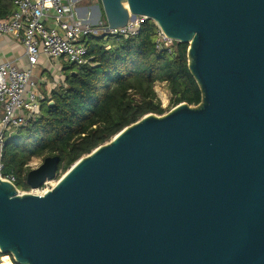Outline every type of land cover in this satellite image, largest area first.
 Masks as SVG:
<instances>
[{"label": "water", "instance_id": "obj_1", "mask_svg": "<svg viewBox=\"0 0 264 264\" xmlns=\"http://www.w3.org/2000/svg\"><path fill=\"white\" fill-rule=\"evenodd\" d=\"M100 1L111 29L143 15L187 43L202 101L143 116L43 194L0 179V253L17 264H264V0ZM59 164L47 156L28 184Z\"/></svg>", "mask_w": 264, "mask_h": 264}, {"label": "trees", "instance_id": "obj_2", "mask_svg": "<svg viewBox=\"0 0 264 264\" xmlns=\"http://www.w3.org/2000/svg\"><path fill=\"white\" fill-rule=\"evenodd\" d=\"M14 8L13 0H0V19ZM156 31L150 19L134 37L89 36L90 63L80 69L65 65V87L55 88L42 101L39 118L5 142L4 173L15 175L18 189H31L27 174L34 157L60 156L58 171L65 173L126 126L150 113H166L155 90L158 82L170 90L169 110L202 101L200 86L189 68V45L176 41L169 55L156 48Z\"/></svg>", "mask_w": 264, "mask_h": 264}, {"label": "built area", "instance_id": "obj_3", "mask_svg": "<svg viewBox=\"0 0 264 264\" xmlns=\"http://www.w3.org/2000/svg\"><path fill=\"white\" fill-rule=\"evenodd\" d=\"M13 4L12 13L0 19V35L13 36L22 43L30 66L21 69L11 61L0 62V179L16 185L15 175L4 173L3 149L9 136L40 116L41 93L33 80V67L40 57L65 59L80 69L91 61L89 36L134 37L150 19L143 15L131 16L124 27L111 29L106 19L93 23L80 18L74 0H13ZM156 25V48L172 55L176 41ZM18 190L20 193L34 191L33 188Z\"/></svg>", "mask_w": 264, "mask_h": 264}, {"label": "crops", "instance_id": "obj_4", "mask_svg": "<svg viewBox=\"0 0 264 264\" xmlns=\"http://www.w3.org/2000/svg\"><path fill=\"white\" fill-rule=\"evenodd\" d=\"M78 15L84 20L96 22L101 14L100 0H74ZM11 61L21 69H28L25 51L22 43L13 36L0 35V62ZM70 64L65 59L50 60L41 56L38 63L33 67V80L37 84L38 91L41 93L42 101L51 96L55 88L65 87L66 72L65 65Z\"/></svg>", "mask_w": 264, "mask_h": 264}, {"label": "rangeland", "instance_id": "obj_5", "mask_svg": "<svg viewBox=\"0 0 264 264\" xmlns=\"http://www.w3.org/2000/svg\"><path fill=\"white\" fill-rule=\"evenodd\" d=\"M98 3L100 5L101 14H102V16H104L102 3H101V1ZM155 90L157 92L158 97L161 99L163 107H165L167 109V112H169L171 110V109L169 110V106L171 103V93H170V90H169L167 84L158 82L155 85ZM44 159H45L44 157H34L31 160V162L29 163V167L31 169L39 167L43 163ZM62 175H64V171H62V170L58 171L56 177L53 180H49V183L48 182L44 183L41 187H39V189L35 188L34 191H32L31 193L38 194V193H41L43 191H46V190L52 188L57 183V181L62 177ZM5 256H8L9 259L12 261V263L15 264L13 257L11 255L0 253V262H2V264L4 262L3 258Z\"/></svg>", "mask_w": 264, "mask_h": 264}, {"label": "bare ground", "instance_id": "obj_6", "mask_svg": "<svg viewBox=\"0 0 264 264\" xmlns=\"http://www.w3.org/2000/svg\"><path fill=\"white\" fill-rule=\"evenodd\" d=\"M40 194H41V193H40ZM3 260H4L3 264H13L12 261L9 259L8 256H5V257L3 258Z\"/></svg>", "mask_w": 264, "mask_h": 264}]
</instances>
